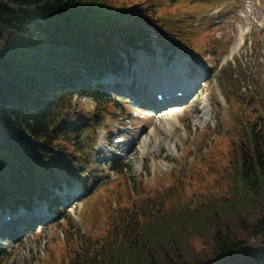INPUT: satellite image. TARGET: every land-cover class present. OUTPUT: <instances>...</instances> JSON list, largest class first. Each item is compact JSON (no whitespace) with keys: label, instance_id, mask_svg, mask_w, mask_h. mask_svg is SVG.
<instances>
[{"label":"trees","instance_id":"16d2710c","mask_svg":"<svg viewBox=\"0 0 264 264\" xmlns=\"http://www.w3.org/2000/svg\"><path fill=\"white\" fill-rule=\"evenodd\" d=\"M159 11L144 3L117 9L108 0H0L1 226L25 210L27 218L9 227L30 229L39 201L65 210L57 191L87 179L97 164L98 136L88 140L103 126L98 114L125 109L118 84L102 79L134 65L131 49L149 50L151 34L167 50L194 47L193 31L181 33L180 21ZM76 96L94 101L92 114L77 110ZM236 116L241 134L230 164L208 191L184 193L181 180L148 192L128 182V204L111 212L103 235L94 212L90 237L71 215L62 220L59 264H264V119L244 124ZM111 169L121 175L127 166ZM9 256L0 242V264Z\"/></svg>","mask_w":264,"mask_h":264},{"label":"rangeland","instance_id":"374dc122","mask_svg":"<svg viewBox=\"0 0 264 264\" xmlns=\"http://www.w3.org/2000/svg\"><path fill=\"white\" fill-rule=\"evenodd\" d=\"M108 1L117 9L139 3L156 6L166 18L180 21L181 33L193 31L194 47L178 44L167 50L151 34L149 50L131 49L136 57L132 67L126 69L125 62L121 75L102 79L105 84H118L120 91L114 95L125 109L115 111V117L98 114L103 126L89 133L88 140L91 146L94 135L98 136L92 154L97 164L87 179L64 183L57 191L66 207L63 212L39 201L30 229L15 233L0 226V242L10 254L5 264H59L58 256H64L66 249L60 243L65 240L62 220L71 215L79 230L90 237L94 212L103 235L111 212L128 204L133 182L148 192L170 185L169 179L181 180L184 193H205L223 177L222 164H230V146L241 134L234 129L236 113L244 124L259 114L264 119V0ZM183 25L191 26L190 30ZM140 58L144 63L140 64ZM146 80L144 88L154 91L144 100L139 81ZM165 80L174 94L184 93L187 85L194 87L178 103L161 102L155 82L161 87ZM74 105L89 114L95 109L87 99ZM170 106L176 114L170 113ZM116 163L127 166L124 174L112 171ZM198 173L205 183L199 181ZM25 214H20L23 220Z\"/></svg>","mask_w":264,"mask_h":264},{"label":"bare ground","instance_id":"6f19581e","mask_svg":"<svg viewBox=\"0 0 264 264\" xmlns=\"http://www.w3.org/2000/svg\"><path fill=\"white\" fill-rule=\"evenodd\" d=\"M238 46H239V44H238ZM168 79H170V78L168 77ZM165 82L166 83H164L163 87L167 89V92L169 95V98L167 99V101H174L175 103L180 102V97L174 95V91H173L174 89H170V87H169V85H172V84H168V82H169L168 80H165ZM193 87H194L193 84L185 86L184 87V93L190 94V92H192V90H193ZM153 91H154V88L147 89V91L145 92V96L150 97L151 94L153 93ZM173 107L174 106H172V107L170 106V113L176 114V112H177L176 108H173Z\"/></svg>","mask_w":264,"mask_h":264}]
</instances>
